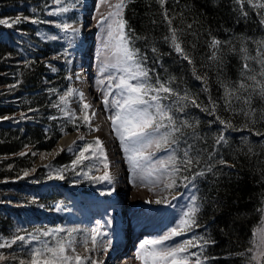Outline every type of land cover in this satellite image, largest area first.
<instances>
[{"label":"trees","instance_id":"1","mask_svg":"<svg viewBox=\"0 0 264 264\" xmlns=\"http://www.w3.org/2000/svg\"><path fill=\"white\" fill-rule=\"evenodd\" d=\"M244 7L247 17L241 15L234 0H167L164 8L172 17L181 46L193 65L183 60L165 41L164 37L169 35L168 24L155 0H132L123 13L131 29L130 40L147 58L145 66L151 70L149 75L153 81L158 78L168 82L169 87L181 94L187 91L202 105H207L211 96L218 102L215 115L231 120L234 127L242 129L227 131V145L216 146L215 159L223 158L235 164V168L217 166L214 171L219 175L210 173L195 181L197 198L202 201L197 215L202 227L181 235L179 242L205 234L215 239L216 243L206 246L203 254L215 259L205 260L204 264H244L239 253L247 255V250L258 243V236L253 233L264 229V214L258 211L264 207V143H261L264 136H254L245 128L248 124L254 131L264 132V120L259 118L264 101L258 97L253 99L256 114L252 119L256 123L249 124L243 114L225 111L219 84L220 80L234 82L239 79L242 44H246L249 54L255 56V41L264 40V25L260 24L261 15H257V12L264 15V9H249L247 4ZM53 8V0H0V19L9 22L17 16L22 19L11 28L0 25V117H8L0 119V240L12 239L15 235L41 234L59 227L61 221L51 215L52 207L57 204L70 206L67 193L72 192L70 197L74 198L78 194L74 187L79 188L81 196L100 195L107 190L103 182L83 176L85 171L94 176L90 165H78L73 170L76 157L69 153H57L48 169L36 165L39 158L52 154L62 137L79 131L87 133L83 121L65 119L60 110L64 105L53 107L59 104L60 96L70 86V49L60 41H44L38 35L41 29H51L57 22L48 14ZM24 17L29 19L23 20ZM31 19L41 22L33 24ZM212 38L227 42L217 53L220 64L209 59L208 45ZM152 47L158 51L153 53ZM193 67L197 74L207 76L208 92L203 91L205 85L195 79ZM171 102V99L164 101L165 104ZM174 114L180 120L196 124L195 133L199 139L192 138L191 128L184 132L195 145L191 154L199 152L207 159L220 129L218 122L210 123L215 121V116L190 104L184 112ZM242 137H247L249 143L244 144ZM157 154L158 158L166 155L163 151ZM57 170L63 179L54 178ZM25 172L29 175L25 176ZM185 175L189 173L179 174L177 187L168 190L167 196L178 194L173 203L183 201L187 211L192 193L189 191L191 185L184 187L187 181L182 178ZM213 199L226 205L224 213H215V221ZM30 248V244L22 246L17 242L0 249V255L8 257L0 264L27 261ZM190 251L198 252L199 249Z\"/></svg>","mask_w":264,"mask_h":264},{"label":"snow or ice","instance_id":"2","mask_svg":"<svg viewBox=\"0 0 264 264\" xmlns=\"http://www.w3.org/2000/svg\"><path fill=\"white\" fill-rule=\"evenodd\" d=\"M79 2L80 0H75V3ZM131 2L132 0H118L113 5L109 0H98V8L101 5H107L110 10L97 22L98 28L102 33V39L98 75L95 84L97 90L103 96L102 102L105 110L109 108L115 109L114 114L110 117L113 131L120 141L122 150L125 153V160L133 177L138 178L142 184L148 186L159 184L162 179L167 180L168 182L164 183L163 187L166 190H170L177 187L179 174L182 171L187 172L189 175L183 176L182 179L187 181L184 184L185 188H189V185H191L189 191L192 193L189 196V206L187 207V211L183 213L180 225L177 228H173L160 239L145 240L141 243L137 258L144 260L145 264H204L205 260L215 259V257L203 256L206 246L216 243L215 239L208 234L196 235L172 247L157 248V246L176 236L184 235L188 231H194L202 227L197 220V215L201 211L202 201H199L197 198L196 192L198 188L195 181L198 178L206 177L210 173L213 176L219 175L218 172L214 171L217 166L220 168H235V164L229 163L223 158L215 159L217 155L216 146L227 145L228 140L225 135L227 131L239 132L242 129L234 127L231 120H225L215 115L218 102L212 99L211 96H209L207 105H202L187 91L181 94L169 87L168 82H161L158 78L153 81L149 75L151 70L145 66L147 58L140 53L139 49L133 46L129 37L131 29L127 27V21L123 16L125 8ZM155 2L163 10L162 14L168 24L169 35L164 37L165 41L183 60H186L189 65H193V60L181 46L177 35L178 30L172 25V17L168 15L167 10L164 8L167 0H155ZM53 3L60 7L49 12V15L66 13L70 10V7L75 6V3H65V0H53ZM234 3L239 5L241 15L245 17L248 16V11L244 7L245 4L249 6V9H264V2L262 0H234ZM257 15H261L260 24L264 25V15L259 12H257ZM28 19V17L23 18V20ZM21 22L20 16H17L11 22L7 19H0V25H5L9 28L13 24ZM39 22L41 21L31 19V23L33 24ZM57 27L61 28L65 33L71 32L66 37L69 47H71L75 35L78 34L77 30L70 24L57 25ZM57 38L56 36L50 37L53 40ZM137 39H140V37H137ZM226 43V41L212 38L208 45L211 50L209 59L220 64L221 60L217 53L221 50L222 45ZM255 43L257 44L255 56L249 54L246 44H242L239 49L241 59L239 79L234 82L227 80L219 81L220 88L223 90L221 98L224 100L225 111L243 114L248 118L249 124L256 123L252 119L256 114V109L253 107V99L258 97L264 101V40H258ZM151 50L153 53L158 51L155 47H152ZM193 75L195 79L205 85L203 91L208 92L207 76L197 74L194 67ZM68 78L71 79L72 77ZM74 95H77V93L69 88L65 94L60 96L59 104H53V107L64 105L60 109L64 112V115L68 118H77L75 111L68 108L67 98ZM78 95L82 100L83 93H78ZM110 96L113 97L111 100H109ZM170 99L172 100L171 103H164V101ZM189 104L199 108L210 116H215V121H210V123L218 122L220 125L219 133L214 137L212 151L207 153V159H203L199 152L196 155L191 154L195 145L189 142V139L186 138L187 133L184 132V129L191 128L193 131L192 138L199 139L200 137L195 133L196 124L188 120H180L174 114L184 112ZM90 107V104L82 103L83 120L88 123L89 127H91V124L87 110ZM92 116H95L94 111L92 112ZM259 118L264 120V110L261 111ZM0 119H8V117H0ZM245 128L254 136H264V132L254 131L248 127V124L245 125ZM161 129H164V131H161ZM80 140H84V137L81 136ZM241 140L244 144L249 143L247 137H242ZM73 143L75 144L76 142L74 141ZM261 143H264V141ZM152 147H155L158 151L165 152L166 155L163 158H156L155 162H153L152 155L144 154L146 149ZM68 150L77 152L76 158L73 160V170L85 160L96 159L103 163L105 169L103 175L89 176V172L85 171L83 172V176L96 181L112 183V177L108 171L107 155L99 138L95 140L94 145L86 143L83 147H70ZM248 152H252L251 147L248 148ZM85 153H90V155H85ZM24 154L26 153H22V155ZM201 164L204 166L200 167ZM137 170H139V175ZM153 173L157 174L155 180H149L148 178L152 177ZM76 174L81 175L80 172ZM24 175L27 176L29 173L25 172ZM54 178L63 179V176L57 172ZM149 190H151V187ZM166 202V197L155 201L157 205ZM146 203L151 202L146 201ZM211 206L214 212L213 220L215 221V213H224L226 205L222 204L219 200L213 199ZM258 211L264 214V207L259 208ZM220 230L224 231L223 228ZM54 231L61 232L64 230L57 228ZM91 232V241L94 246L93 250H95L98 237L107 236V232L102 233L98 227L93 228ZM42 235L48 236L51 233L46 231ZM71 236L72 231L70 230L68 231V237ZM253 236H258V243L247 250V255L245 253H239V255L244 258V264H264V229L257 230L253 233ZM33 241L38 242L41 246L30 248L28 251L29 259L27 261L21 259L19 264H84L85 258L75 254L76 249L72 246L73 241L71 239L65 241L61 238L52 245L47 241H40L39 236L36 235H30L29 239H26L24 235H15L12 239L0 240V249L11 247L17 244V242H20L23 246ZM99 243L106 253L108 246L112 242L109 239L107 241H100ZM149 246H151L150 249ZM192 248L199 249V251L191 252L190 249ZM5 259H8V257L0 255V261ZM87 259L91 261V264H97L96 260L90 257Z\"/></svg>","mask_w":264,"mask_h":264},{"label":"rangeland","instance_id":"3","mask_svg":"<svg viewBox=\"0 0 264 264\" xmlns=\"http://www.w3.org/2000/svg\"><path fill=\"white\" fill-rule=\"evenodd\" d=\"M111 4H116L118 0H109ZM65 3H75V0H65ZM58 5L54 4V8L49 12L57 9ZM107 5H101L98 8V0H80L79 3H75L74 7H70V10L66 13L50 15L56 19V23L53 24L51 29H41L38 33L39 37L44 41H52L50 39L52 36L58 37L57 41L64 43L70 49L69 56V77L70 80L69 88L72 89L73 83L75 82L74 78H83L86 85L91 87L89 92L91 105L97 110V116L100 121L104 124L107 129V132L113 142V145L116 150L118 165L123 171V185L125 186V200L121 203H117L116 195L114 193V185L108 183L107 181H101L105 184L107 190L104 194H93L91 196H81L82 192L79 193V188L74 187L75 191L78 194H75L74 198H71L72 192H68V201L69 205H54L51 210V215L59 217L61 224L57 228H61L64 231L55 232L57 228H51L46 230L51 233V235L44 236L42 233L35 234L39 236L40 241H47L49 244L54 245L55 242L61 238L65 241L71 239L75 243L76 239H81L85 243V247L90 249L92 247V241H89V238L92 236L91 230L93 228H99L100 231L107 232V236L98 237V243L95 246L97 251H99L102 246L99 243L100 241H107L110 239L112 227L115 222L118 220V215L122 210H126L127 216L125 218L127 229H129V245H127L128 255L126 260L116 259L114 257L113 264H145L144 260L137 258V253L140 251L139 245L145 240H156L160 239L164 235L168 234L173 228H177L180 225V221L183 218V213L186 211V206L183 201H176L173 203L174 199L178 194H172L169 197L168 190L164 189V183H167V180L162 179L159 184L145 185L140 182L136 177H133L132 173L129 170V166L125 160V153L122 150L120 141L116 137L115 132L113 131V125L110 117L114 114L115 109L109 108L105 110L103 104V96L97 90L95 80L98 75V62H99V53L101 49V39L102 33L98 28V20L102 16L106 15L109 11ZM73 21V23H70ZM70 24L74 27L78 34L75 35L72 46L69 47L68 39L66 38L71 34L65 33L57 25ZM80 28L83 30L80 32ZM91 34L90 40L91 44L87 51L80 53L78 48L88 43L87 41H82L81 36ZM49 37V38H45ZM106 38V37H105ZM77 95L68 97V108L71 109L72 106H75V113L77 118H68L64 115L65 119L71 120H81L86 125L87 133L79 131L73 134H77L79 139L75 141L72 148L83 147L86 143L95 144L96 138L94 134L96 128L93 126V122L90 120L91 127L88 123L83 120V111L82 103L84 99L81 100L78 93H81V90L75 91ZM113 97H109L111 100ZM89 115V109L87 110ZM70 135V134H69ZM67 136V135H66ZM83 136L84 140H80V137ZM69 147V148H70ZM59 150L56 146V149L52 152L51 155L45 158H39L36 165L37 167H42L48 169L50 162L53 160L54 156L60 152H66L70 155L76 157L77 152L69 151L68 149ZM158 150L155 147L145 150V155H152L153 162L158 158ZM85 155H90V153H85ZM90 165L92 170H94V176H102L105 171L103 163L96 159L85 160L82 162L81 166ZM60 174V170H57ZM138 171V175L139 170ZM90 174V173H89ZM156 173H153L152 177H149V180H155ZM151 187V190H149ZM129 191V194L127 193ZM130 192L133 197H137L138 202H130ZM131 195V197H132ZM83 197V198H82ZM167 198V204L157 205L155 201L157 199ZM150 201L151 203H146ZM75 219V220H74ZM83 219V220H82ZM110 222V224H109ZM140 228L144 229L142 232ZM72 231V236L68 237V231ZM44 231V232H46ZM43 232V233H44ZM49 237L51 242L45 239ZM30 235L26 237L29 239ZM181 239L180 236H176L169 241H165L162 245H158L157 248L172 247L175 244L179 243ZM31 247H40L41 245L38 242H31ZM110 245L109 247H111ZM81 248V247H80ZM115 245L113 246V249ZM151 246H149V249ZM120 258V257H118ZM126 261V262H125ZM87 264V263H84Z\"/></svg>","mask_w":264,"mask_h":264},{"label":"bare ground","instance_id":"4","mask_svg":"<svg viewBox=\"0 0 264 264\" xmlns=\"http://www.w3.org/2000/svg\"><path fill=\"white\" fill-rule=\"evenodd\" d=\"M83 30V28H80V32ZM91 34H86L81 36V40L87 41L85 45L78 48V51L80 53H84L88 50L91 44L90 40ZM75 82L73 83L72 89L75 91L81 90V93H83V99L85 103H88L91 105L90 95L89 92L91 91V87H88L83 80V78H74ZM81 98V97H80ZM72 110L75 109V106L71 107ZM95 112V116H92V112ZM89 117L91 122H93V126L96 128V132L94 134V137L102 142L104 151L107 155L108 164H109V174L112 177V184L114 185V193L116 195L117 203L121 204L125 200V186L123 185L122 179H123V171L118 165L117 160V154L115 147L113 145V142L107 132L106 127L104 124L100 121L99 117L97 116V110L94 106L91 105L89 108ZM79 139V136L77 134H70L67 136L62 137L58 144L57 148L59 150L66 149L72 146L74 141H77ZM129 194V191H127ZM130 195L131 192H130ZM134 196V195H133ZM137 198V197H134ZM134 201L138 202L137 199ZM127 216L126 210H122V212L118 215V220L115 222L114 226L112 227L111 231V247L108 246V251L105 253L103 251V247L97 251L96 247L95 250L94 246L90 249H87L85 247L84 241L81 239H76L75 243H73V247L76 249V253L80 255L81 257L85 258L84 263L91 264V261L87 258H91L97 261V264H113V257L123 256L124 260H126V256L128 255L127 252V245H129V229H127L125 218ZM75 220V219H74ZM83 220V219H82ZM144 229L140 228L139 232H142ZM89 241H91V238H89ZM115 245V248L113 249V246ZM81 247V248H80ZM71 254V253H70ZM126 262V261H125Z\"/></svg>","mask_w":264,"mask_h":264}]
</instances>
